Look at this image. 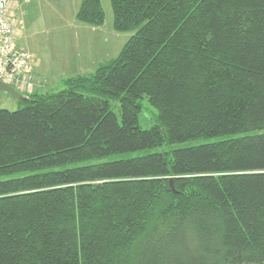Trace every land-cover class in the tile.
<instances>
[{"label":"trees","instance_id":"16d2710c","mask_svg":"<svg viewBox=\"0 0 264 264\" xmlns=\"http://www.w3.org/2000/svg\"><path fill=\"white\" fill-rule=\"evenodd\" d=\"M111 2L117 58L0 109V264H264V0Z\"/></svg>","mask_w":264,"mask_h":264},{"label":"rangeland","instance_id":"374dc122","mask_svg":"<svg viewBox=\"0 0 264 264\" xmlns=\"http://www.w3.org/2000/svg\"><path fill=\"white\" fill-rule=\"evenodd\" d=\"M101 1L105 10L104 23L93 26H100L98 32L103 39L102 44L103 49H105L104 52L99 51L100 56L103 57L102 64L117 58L135 31H118L115 29L112 2L111 0ZM80 3L81 0H31L28 5L22 6L18 12L17 20L20 34L16 35V42L22 49L30 53L32 67L39 63V72L44 76L41 79L44 81V85L39 86L38 90L36 89L38 93L58 92L66 87L65 79L72 75L77 76L79 73L75 72L73 61L78 52L82 50V43H85V40L88 42V47L91 44L88 30L81 27L85 23L81 24L77 19ZM101 26H104V29ZM80 40H82L81 44ZM93 56H91V62L94 66L87 68L88 70L84 72V75L94 73L100 65V60L96 54ZM34 91L35 87L29 93ZM23 95H26V92H23ZM141 102L140 125L148 129L157 121L158 110L148 97H144ZM21 105L22 102L19 99L12 98L7 92L0 90V109L16 110ZM195 143L190 142L189 144ZM170 148L172 146L166 144L146 152H161ZM9 177L12 176H3L0 179Z\"/></svg>","mask_w":264,"mask_h":264},{"label":"built area","instance_id":"2783aa9c","mask_svg":"<svg viewBox=\"0 0 264 264\" xmlns=\"http://www.w3.org/2000/svg\"><path fill=\"white\" fill-rule=\"evenodd\" d=\"M19 0H0V80L14 86L20 92L34 87L31 55L18 49L15 43L13 9Z\"/></svg>","mask_w":264,"mask_h":264},{"label":"crops","instance_id":"0c3cea01","mask_svg":"<svg viewBox=\"0 0 264 264\" xmlns=\"http://www.w3.org/2000/svg\"><path fill=\"white\" fill-rule=\"evenodd\" d=\"M30 2H31V0H19L18 5L13 9V16H14V20H15V22H14V25H15V37H16L17 34H20V28L18 27L19 23H18V20H17L18 12L22 8V6L24 7V6L28 5ZM80 5H81V3H80ZM79 8H80V6H79ZM80 23L84 24L81 21H80ZM81 27H83V28L88 30V34L90 36L89 40H90L91 44L88 47V42L85 40L86 44L82 43L83 44L82 45V50L78 52L77 56L75 57V59L73 61L75 72H79L78 75H84V72H86L88 70L87 68H90V67L94 66V65H92V62H91V56H93L94 54H96V57L99 58V60H100L99 63L101 65L103 57L100 56V52L99 51L104 52V50H105V49H103V44H102L103 39L101 38V36H100V34L98 32V29L100 28V26L99 27L98 26H93L92 24L87 25L85 23L84 26H81ZM101 28L104 29V26L103 27L101 26ZM81 41L82 40H80V44H81ZM15 43H16V46H17L18 49H22L18 45V43L16 42V39H15ZM22 50H25V49H22ZM43 77L44 76H42L40 74V72H39V63H38L35 67H33V82H34V87H35V91L34 92L38 93V91H37L38 87L39 86L41 87V86L44 85V83H43L44 81L41 80V79H43ZM71 77H74V75H72ZM68 78H70V77H68Z\"/></svg>","mask_w":264,"mask_h":264},{"label":"water","instance_id":"95a60500","mask_svg":"<svg viewBox=\"0 0 264 264\" xmlns=\"http://www.w3.org/2000/svg\"><path fill=\"white\" fill-rule=\"evenodd\" d=\"M0 90L5 91L8 93V95L12 98H16L19 100H25L26 96L23 95L22 92L17 90L14 86L0 80Z\"/></svg>","mask_w":264,"mask_h":264}]
</instances>
